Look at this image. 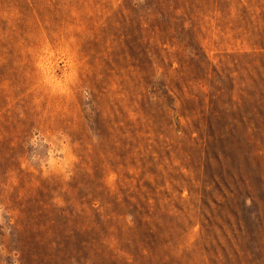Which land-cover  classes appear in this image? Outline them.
Returning a JSON list of instances; mask_svg holds the SVG:
<instances>
[{"label":"rangeland","instance_id":"obj_1","mask_svg":"<svg viewBox=\"0 0 264 264\" xmlns=\"http://www.w3.org/2000/svg\"><path fill=\"white\" fill-rule=\"evenodd\" d=\"M0 264H264V0H0Z\"/></svg>","mask_w":264,"mask_h":264}]
</instances>
